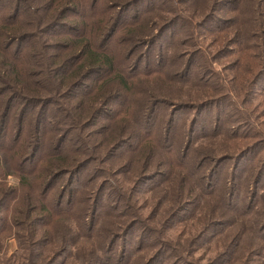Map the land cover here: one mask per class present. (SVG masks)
Instances as JSON below:
<instances>
[{
  "label": "rangeland",
  "instance_id": "374dc122",
  "mask_svg": "<svg viewBox=\"0 0 264 264\" xmlns=\"http://www.w3.org/2000/svg\"><path fill=\"white\" fill-rule=\"evenodd\" d=\"M236 7L231 0H192L177 8L186 10L180 14L184 18L170 26L157 47L167 53L172 47L168 70L179 82L168 89L165 104L156 105L152 154L105 144L102 112L87 131L86 153L93 162L77 176L60 180L52 193L81 200L77 212L83 210L87 227L94 193L103 195L91 238L73 249L68 229L58 227L64 243L43 247L39 239L27 250L24 233L10 230L8 215L1 211L0 264H264V54L259 51L264 8L260 0H243L239 14L233 12ZM131 101L146 104L140 95ZM183 103L196 109L174 115L169 138L179 155L169 159L164 153L170 142L165 144L162 135L170 105ZM188 140L185 163H204L199 174L189 175L192 167L186 172L177 167ZM162 156L170 163L167 170L158 161ZM220 156L233 159L214 168ZM198 176L202 190L244 198L250 214L239 220L237 215L246 212L239 200L225 206L219 193L205 197L193 185ZM3 183L0 202L6 204L7 190L17 181Z\"/></svg>",
  "mask_w": 264,
  "mask_h": 264
},
{
  "label": "trees",
  "instance_id": "16d2710c",
  "mask_svg": "<svg viewBox=\"0 0 264 264\" xmlns=\"http://www.w3.org/2000/svg\"><path fill=\"white\" fill-rule=\"evenodd\" d=\"M231 1L237 4L233 12L239 14L243 0ZM191 2L0 0V188L8 178L17 181L7 190L8 203L0 202V212L8 215L10 230L24 233L27 250L39 239L43 247H51L56 240L64 243L62 234L56 232L58 227L68 229L73 249L91 238L97 212L104 208L103 195L94 193L87 227L83 210L77 212L82 201L52 192L60 180L77 176L93 162L85 141L100 114L105 121L100 129L105 144L115 142L113 149L126 148L131 154L153 153L156 105L165 104L171 96L168 89L179 82L178 75H169L167 59L172 47L167 53L157 44L170 26L184 18L180 14L186 10L177 8ZM260 6L264 8V0ZM135 7L141 8L139 13L131 12ZM261 17L264 35V11ZM259 51L264 54V43ZM138 95L145 105L132 103ZM170 106L162 135L165 144L170 142V151L164 153L169 159L179 155L169 138L174 115L196 109L185 103ZM190 145L188 140L177 167L185 172L192 167L189 175L199 174L204 163H185ZM79 158H85L84 162ZM162 158L158 161L165 162L167 170L170 163ZM232 159L220 156L214 168ZM208 176L209 181L212 175ZM200 182L198 176L193 185L205 197L215 198L219 193L225 206L229 200L234 206L239 200L242 209L246 206L239 195L202 190ZM245 208L246 212L237 215L239 220L250 214Z\"/></svg>",
  "mask_w": 264,
  "mask_h": 264
}]
</instances>
